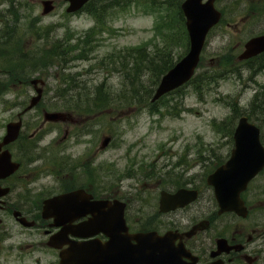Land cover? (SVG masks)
I'll return each mask as SVG.
<instances>
[{
    "label": "rangeland",
    "instance_id": "rangeland-1",
    "mask_svg": "<svg viewBox=\"0 0 264 264\" xmlns=\"http://www.w3.org/2000/svg\"><path fill=\"white\" fill-rule=\"evenodd\" d=\"M41 1L0 0V86L33 78L45 83L44 97L25 115L22 139L12 149L22 168L4 182L12 188L4 198L8 206L29 220L33 216L39 220L41 200L85 180L68 170L69 162H79L89 166L87 176L97 180V186L101 180L107 190L122 192L133 210H139L142 225L154 212L157 185L166 182L170 187L190 180L201 188L198 200L183 212L187 216L213 210L205 179L229 158L241 115L259 127L264 146V70L253 71L245 64L219 67L223 55L235 59L248 39L264 33V0H216L223 17L207 36L196 80L159 101L156 112L150 102L138 105L130 99L133 86L151 87V75L146 67H135L138 73L133 74L132 60L125 52L146 47L152 53L169 46L176 57L181 56L185 40L176 34L183 33L185 25L180 23L176 4L183 0H133L108 11L111 14L97 33H90L95 21L84 10L67 14V2L53 0L54 10L42 16ZM84 34L89 35L88 53L64 55V63L58 58H49L47 66L41 63L58 42L67 43L64 50ZM15 64L20 65L18 77L13 72L6 76L5 69L13 70ZM133 75V82L140 76L141 85L132 84ZM99 86L110 101L97 110L91 101L104 98L96 93ZM14 90L7 87L0 94V138L13 119L8 108L16 102ZM27 92L34 94L29 85ZM78 94L84 101L80 104L75 103ZM233 102L239 114H233ZM43 111L63 112L69 120L46 124L40 140L25 148L23 138L33 123L43 121ZM103 136L112 140L100 151ZM244 200L250 210L246 219L224 216L219 223L257 227L259 235L252 247L261 255L258 264H264V170L245 191ZM0 217V264H57V253L45 245L43 228H23L5 209Z\"/></svg>",
    "mask_w": 264,
    "mask_h": 264
},
{
    "label": "water",
    "instance_id": "water-1",
    "mask_svg": "<svg viewBox=\"0 0 264 264\" xmlns=\"http://www.w3.org/2000/svg\"><path fill=\"white\" fill-rule=\"evenodd\" d=\"M68 2L67 13L79 11L89 0H65ZM51 0L42 1V15L53 11ZM215 0H184L181 11L185 18V26L189 38V49L160 80L151 102L157 101L166 93L188 82L199 63L200 54L209 30L215 26L221 13L214 6ZM243 51L237 60L242 61L264 52V35L250 38L243 46ZM36 96L32 97L23 112L35 107L41 99L43 85L41 80H32ZM20 116V115H19ZM59 113H45V120L57 121L63 119ZM21 120L9 123L6 133L0 142V180L7 178L19 168V164L11 160L8 150L2 148L14 142L20 133ZM260 131L241 117L233 133V149L228 160L207 177V184L213 187L214 199L218 207L217 214L233 212L237 216L245 217L247 208L241 199V193L248 183L264 169V146L260 141ZM110 141L106 137L102 140L101 148H105ZM8 187L0 186V198L7 195ZM88 195L83 190H77L43 201L41 216L43 219H54L51 226H62L60 231L50 236L47 246L59 249L65 244V238L70 234L77 237H92L103 233L108 241L101 243L94 240L77 245H70L59 253V264H178V256L166 248L165 240L172 232L158 236L155 232L128 234L124 220L125 204L109 205L106 201L89 202ZM197 198L196 191L179 190L175 194L160 193L159 211L168 212L182 208ZM1 208V205H0ZM90 213L93 219L80 225L83 233H74L66 224L72 218H78ZM73 217H69V216ZM13 216L25 226L31 227L33 222L20 217V212L14 211ZM1 223V220H0ZM198 229V225L194 230ZM133 241V243H132ZM225 240H217V245Z\"/></svg>",
    "mask_w": 264,
    "mask_h": 264
},
{
    "label": "flooded vegetation",
    "instance_id": "flooded-vegetation-1",
    "mask_svg": "<svg viewBox=\"0 0 264 264\" xmlns=\"http://www.w3.org/2000/svg\"><path fill=\"white\" fill-rule=\"evenodd\" d=\"M4 74L6 76H10V70L5 69ZM29 82L30 81H28V83L24 81H16L11 84H2L0 86V94L2 92H5L7 87L13 86V88L15 89L13 97L15 98L16 102L13 104L10 103V107L8 108V110L12 112V121L17 119V115L21 111H23V109L28 105L31 97L34 95L28 94L27 92V86L29 85ZM42 97H44V93ZM25 115H23L22 118L23 126ZM68 120L69 118L67 116V119H65V121L63 122H67ZM46 124H49V122L44 123L43 121H36L32 124L31 127H29L27 136L24 137V146L26 148H29V146H31L33 142L40 140V138L43 136L41 133L42 128ZM66 135L67 132H65L64 134V139L66 138ZM18 142L19 141L7 146L11 154L12 149ZM58 161L56 162V164H58ZM18 162L21 164L20 161ZM68 167L69 172H71L74 177L76 176V174H79V177H83L85 180L79 184H75L71 187L70 190L58 189L54 194L47 196L44 199L64 194L76 189H83L85 193L90 196L91 202L105 200L108 201V204L110 205H113L114 201L124 202V217L126 225L128 227V232L130 234L141 232H156L160 236H163L168 232H172L171 236L165 240V243L166 248L172 251L175 256H178V264H258L261 261V255L259 254V251L252 247V245L255 243V236L259 235L257 231L259 229L257 227H241L234 221L219 223L220 217H237V215H235L234 213L217 215L218 208L215 201L213 210H210L205 214L199 211V216L197 215V217H193L191 215L187 216L183 213L184 211L189 209L194 202L185 206L184 208L175 209L170 212L159 211V195L162 191L173 194L179 189L195 190L198 192L199 198L201 195V188L191 183L190 180H187L184 184H169L171 185L170 187L166 185L168 184L167 182L164 183L165 185H157V188H160V190L158 192L156 203L154 205V212L152 216L149 217L148 222H144V224L142 225L143 221L138 217L139 210L137 209L136 212L133 210L131 201L127 197H125L122 192L107 190L106 186L101 182V180L99 186L96 185L97 180L95 182H92L90 180L89 176H87V169L89 166L86 163L81 164L79 162H69ZM209 189L211 188L209 187ZM43 200H41L40 202V210ZM245 204L248 208L247 203ZM5 206H7V204ZM133 212L135 213V216L133 215ZM91 218L92 216L90 214H87L85 216L74 219L69 223V226L72 227V230L74 232L81 233L82 230L78 229L77 226L89 221ZM32 220H36L35 226H37V228H43V231H48L49 234L57 230L53 227H50L52 220H43L42 218L41 220H38L37 216H33ZM197 225L198 229L194 230V227H196ZM95 238H97V240L101 242H105L107 240V238L102 234H98ZM218 239H224V245L221 244L219 245L220 247H218ZM68 242L72 244H78L86 242V239L80 237H72L68 239ZM67 246V244L63 246V249L67 248ZM48 250L51 249L48 248ZM52 251L56 252L58 255V251Z\"/></svg>",
    "mask_w": 264,
    "mask_h": 264
},
{
    "label": "trees",
    "instance_id": "trees-1",
    "mask_svg": "<svg viewBox=\"0 0 264 264\" xmlns=\"http://www.w3.org/2000/svg\"><path fill=\"white\" fill-rule=\"evenodd\" d=\"M133 2V0H91L90 2H88L84 7L83 10L92 16L93 20L95 21V27H93L90 30V33H97L101 30V28L104 26V20L107 19V17L110 16L111 12L109 13L108 11H110L111 9L115 8V7H124L127 4ZM179 5L180 3L176 4V12L180 18V23L183 24L184 23V19L182 16V13L179 9ZM178 36V39L184 38V43L185 46H182L183 48H186L185 51L183 52V54L186 52L187 50V46H188V40H187V35H186V31L184 30L183 33H177L176 34ZM88 34H84L82 36H80L78 42L76 44H74L72 47L66 48L64 50H61L62 47H64V44H67L66 42H58L56 47L51 50L50 53H45L44 57L41 61L42 64L46 63V66L51 62V60L53 61L54 58H58V62H65V60L63 59L64 55L67 56L69 53H74L76 51H83L85 53H88L91 49L85 48L86 46H88V41H86V38L88 37ZM168 47H163L161 49H156L155 51H153L152 53L149 52L146 47L143 48H137V49H131L129 51H126L125 54L127 57H130L132 60V65H131V70L133 72V74H137L138 71L135 69V67L139 68V67H146L149 71H150V81H151V87H142L139 86H133V90H132V95L130 97V99H136V104H145L146 102H149L150 98L152 97L153 94V87H155L159 81V79L161 78L162 75H164L174 64L176 61H178L181 56L183 54H181V56H175L173 54V50L168 49ZM125 54H123V58L125 57ZM174 56L176 58H174ZM51 60H50V59ZM78 58V57H77ZM264 54L242 62V63H238L235 61L233 56L230 55H223L220 59L219 62V67H222V69L226 68H230L232 69L234 66L237 65H241V64H245L249 67V69L253 70V71H260V70H264ZM262 59V60H261ZM261 60V61H259ZM202 61V59H201ZM259 61V62H258ZM121 62V61H120ZM201 62L199 63L200 67ZM20 69V65L19 64H15L13 70H11V72H13L14 76L18 77V72ZM216 73H214L212 75V78L215 77ZM140 78V76H139ZM136 80L135 82H133L135 80L134 75L132 76V84H136L139 83L140 81ZM193 80H196V77H193L191 82ZM102 90V86H99L96 88V93L98 94H102L104 96L103 99H98L93 100L91 102H93L92 104H97L94 105L96 106L97 110H100L102 106H104V103L107 104L108 101H110L109 99H107L106 95L101 92ZM181 90V89H180ZM179 90V91H180ZM101 92V93H100ZM142 93V95L140 97L139 93ZM166 97V96H165ZM165 97H163L162 99H160L159 101L163 100ZM78 99V100H77ZM129 99H127L125 102H127ZM155 102L154 104H149V107L151 109V111H155L156 112V104L159 102ZM79 102V103H78ZM84 101H82L80 95L78 94V96L76 97L75 103L80 104ZM100 104V105H99ZM119 107V106H117ZM231 110L233 111V114L237 113L239 114V111H237L236 109V105L235 103H231L230 104ZM154 109V110H153ZM216 125V123H214Z\"/></svg>",
    "mask_w": 264,
    "mask_h": 264
}]
</instances>
